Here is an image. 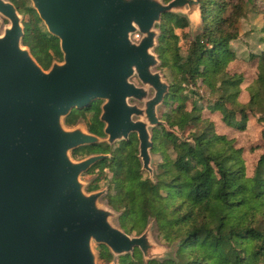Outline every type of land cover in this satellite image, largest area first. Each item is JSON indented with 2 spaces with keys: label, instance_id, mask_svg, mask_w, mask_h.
<instances>
[{
  "label": "water",
  "instance_id": "water-1",
  "mask_svg": "<svg viewBox=\"0 0 264 264\" xmlns=\"http://www.w3.org/2000/svg\"><path fill=\"white\" fill-rule=\"evenodd\" d=\"M30 1L59 40L62 62L43 70L22 45L17 9L0 0V16L9 22L0 32V264H96L93 243L116 257L138 249L145 264L174 257L175 251L156 252L150 226L137 237L115 227V214L98 206L103 192H84L81 174L110 157L90 155L74 162L70 153L135 133L141 168L152 173L149 128L161 124L157 109L169 93L161 74L152 72L158 66L152 53L155 26L164 14L201 25L198 1ZM183 11L187 18L177 14ZM134 76L143 87L130 82ZM148 89L154 92L149 99ZM97 100L103 101L99 120L105 140L78 125L66 128L72 110Z\"/></svg>",
  "mask_w": 264,
  "mask_h": 264
},
{
  "label": "trees",
  "instance_id": "trees-1",
  "mask_svg": "<svg viewBox=\"0 0 264 264\" xmlns=\"http://www.w3.org/2000/svg\"><path fill=\"white\" fill-rule=\"evenodd\" d=\"M197 1L200 34L190 41L184 31L187 21L164 14L157 49L170 84L165 120L175 131H188V137L162 133L154 139L153 152L161 158L155 184L143 179L135 165V141L97 163L107 160L115 170L112 206L121 212L123 230L140 233L152 218L163 241L175 247L174 257L146 264H264V154L250 172L243 150L228 136L230 130L262 125L264 142V49L243 58L231 45L239 39V21L247 12L263 14L264 20V0ZM28 12L23 44L41 67H50L51 60L62 56L57 40L38 26L34 11ZM261 32L264 36V26ZM238 58L255 61L251 77L229 75L228 64ZM198 82L214 95L204 104L195 91ZM82 112L73 110L65 124L76 125ZM96 123L88 132H96ZM99 250L107 263V249ZM141 257L135 249L118 264H145Z\"/></svg>",
  "mask_w": 264,
  "mask_h": 264
},
{
  "label": "rangeland",
  "instance_id": "rangeland-1",
  "mask_svg": "<svg viewBox=\"0 0 264 264\" xmlns=\"http://www.w3.org/2000/svg\"><path fill=\"white\" fill-rule=\"evenodd\" d=\"M16 1L19 3L20 0H16ZM22 2H25L24 6L22 7V14H20V13H18V14L21 17L22 26H23L24 35H25V24L31 20V17L29 15L28 10H32L35 13H36V11L32 8V3L30 0H25V1L21 0V3ZM163 2H164V0H163ZM199 7H200V5H199ZM186 13H187L186 11L177 12L178 15H181V16L187 18ZM200 13H201V9H200ZM178 17H180V16H178ZM161 20H162V18H161ZM201 20H202V15H201ZM0 22H1L0 32L2 33L3 29L9 25V22L5 18H3L2 16H0ZM161 24L162 23H160V25ZM38 26L43 31H46L48 33L47 28L42 21L39 23ZM263 26H264L263 14L255 15V14H252L250 12H247V15L239 21V25H238V28L240 31L239 39L231 44L232 48L236 51L237 55H239L240 57H243V58H248V56H251L252 54L253 55L255 53L259 54V53H261V51H263V49H264V36H263V34H261L262 33L261 29L263 28ZM202 27H203V23H201V25H199L198 21H196L195 19L188 18L187 28L184 30L185 35H187V37L190 39V41H193L194 37L202 31ZM155 31L157 32L158 37L156 39V46L152 50V53L158 59V66L153 68L152 72H158L161 74L163 81H165L169 85V91H170V84H169V80H168L166 71L163 70V68H161L162 60L160 59L159 54L157 53V49L159 47V40H160V37L162 35V30L160 29V26L156 25ZM23 38H24V36H23ZM131 39H132V41H137L139 39V35L138 34L133 35L131 37ZM22 45H23V47H26L23 44V39H22ZM186 47H187V43L181 45V49H183V51L186 49ZM26 48H28V47H26ZM31 55H32V53H31ZM32 57L35 59V57L33 55H32ZM52 63H61V61L55 59ZM252 65L253 66L255 65V61L253 63H251V62L244 63L241 59L238 58V59H236V60H234L228 64L227 72L229 73V75H233L234 73H242L246 77H251L254 73ZM130 82L133 83L137 87H143V85L141 84V82L138 80V78L136 76L132 77L130 79ZM195 88H196L195 91H197L202 97L201 98L202 101H200V103L204 104V103H206V102H208L214 98V95L207 88L202 87L200 82L197 83ZM153 94H154L153 90L148 89V99L151 98L153 96ZM165 98H164V100H165ZM102 104H103V101H95V103L93 105L94 110L99 111L100 114H101ZM129 104L130 105H136V106L142 108L144 106V101L138 102L135 100H129ZM167 110L168 109H166V107H164V101H163L162 105H160L157 109V116H158V119L161 121V124L159 126L154 127V128H149V132L151 135V141H152V148L150 150V155H151V168L153 171L151 174L148 173L147 171L142 170V168H141L142 165H141L140 159L138 158V147L136 150L137 159H136L135 165H137V167L141 171L143 179H147V180L151 181L153 184H155L158 181V179H157V166L159 165V163L161 161V158L158 155H155V153L153 152L154 139L156 137L162 135V133L174 134L180 140L187 138L189 135L188 131L187 132H178V131H175L174 129L170 128V126L167 124V122L165 120V112ZM83 113L84 112H82V114ZM87 117L89 118L90 114H88ZM136 119H138V118H134V120H136ZM76 125H78L77 127L81 128L84 132H88L87 125L83 120H80V122ZM73 127H75V125L71 126L70 128H73ZM261 127H262V125H259V126H256V125L251 126L250 125V127L247 128L243 132H239L236 130L228 131L229 138L233 139L235 142L234 145L237 148H241L243 150L242 155H243L244 160L247 162L248 171H250V172L255 167L260 156L262 154H264V142L261 138ZM66 128L69 129V127L67 125H66ZM101 139L105 140L106 136L102 137ZM126 141L127 140L116 141L115 143H113L111 145H109L106 142L101 143V145L106 144L109 146L108 147V154H106V155L109 156L110 158L107 160H110L112 158V156L114 155V153H116L117 149L121 148L122 145ZM87 147H90V146H83V147H80V148L72 151L70 153L71 159L74 162H79V161L87 158L88 156L80 154L79 152H77V150L83 151V150H85L84 148H87ZM99 155H102V154H99ZM90 169L88 171L84 172L83 174H81V176H80V182L83 185L84 192L86 194L103 192L102 196L98 199V206L101 208L108 209V210L112 211L115 214V217L111 219L112 224L115 227L120 228L122 231H124L120 225L121 212L115 210L112 206V204L115 203V199H116L115 198L116 190L114 189L113 183H112V180L114 179V174L112 173V171L109 167H106L103 170H100L98 168H96L94 170H90ZM94 189H96V190H94ZM148 226H150L149 236L151 238V241H152V243H154L156 245V252H158V254L164 253V252L173 254L175 251L174 245L170 246L163 241L160 233L157 230V226L154 223L152 218H149L147 220L146 225L144 226L143 230L140 233H137V234L136 233H130L129 234V233H126L125 231L124 232L128 236L137 237V236L141 235L148 228ZM101 246H103V245H98L95 243L92 244L94 254L96 255V264H118V260L122 257H125V256H121V257L113 256L110 253V251L108 250V248L103 246L107 249V251L111 257V259L107 263H105L102 260H100V253L101 252L99 250V247H101ZM128 255H131V254H128ZM141 256H142V254H141ZM160 256L162 257V255H159V257ZM141 259H142L143 263L146 261V259L143 256L141 257Z\"/></svg>",
  "mask_w": 264,
  "mask_h": 264
},
{
  "label": "flooded vegetation",
  "instance_id": "flooded-vegetation-1",
  "mask_svg": "<svg viewBox=\"0 0 264 264\" xmlns=\"http://www.w3.org/2000/svg\"><path fill=\"white\" fill-rule=\"evenodd\" d=\"M7 1L14 5V7L17 9V12L18 13L22 14V7L24 6L25 2H22L21 3V0L19 1V3L16 0H7ZM23 1H25V0H23ZM40 22H41V20H40ZM55 39L57 40L58 49L60 51L59 40L57 38H55ZM60 53H61V51H60ZM61 55H62V53H61ZM55 59L62 62V56H61L59 59L58 58H54L53 60H51V63L50 64H52V62ZM48 67L49 66H47V67H43L42 66L43 70H45V71L49 69ZM94 103L95 102H93L88 108H85L83 110H78V111H83L84 112L83 113L84 116H83V119L82 120L86 123L87 128H90V126H92L94 124H97L96 122H100V125L96 129V132H92L91 131L92 132L91 133L89 131V133L92 134V135H94V136H97L99 138H102V137L105 136L104 135V131H103L104 124L99 120L100 112L94 110V107H93ZM88 114H90V117L89 118L87 117ZM71 126H73V125H71ZM130 141H132V142L135 141V147H136V150H137V147H138L139 142H138L137 135L135 133L130 134L129 137H128V139H127V141L125 143H129ZM125 143L122 145V147L125 145ZM108 147L109 146L106 145V144H103V145H100V146L92 145L90 147L84 148L85 150H83V151L77 150V152H79L80 154L86 155V156L99 155V154L106 155V154H108ZM102 165H105L104 168H106V167H109L110 164L106 160V163H104V164H103V162L96 163L95 165L92 166V168L90 170H94L96 168H98L100 170H103L104 168L102 167ZM109 168L111 169L112 173L114 174L115 173V170L112 167H109ZM94 190H96V189H94Z\"/></svg>",
  "mask_w": 264,
  "mask_h": 264
}]
</instances>
